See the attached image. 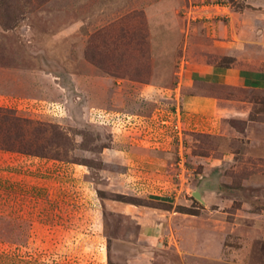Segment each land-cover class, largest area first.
I'll return each mask as SVG.
<instances>
[{
    "label": "rangeland",
    "instance_id": "374dc122",
    "mask_svg": "<svg viewBox=\"0 0 264 264\" xmlns=\"http://www.w3.org/2000/svg\"><path fill=\"white\" fill-rule=\"evenodd\" d=\"M204 3L0 0V264H130L149 244L165 257L153 264H264V91L224 134L189 133L174 113ZM114 138L169 144L167 179L142 166L108 179L125 166L100 155Z\"/></svg>",
    "mask_w": 264,
    "mask_h": 264
},
{
    "label": "crops",
    "instance_id": "0c3cea01",
    "mask_svg": "<svg viewBox=\"0 0 264 264\" xmlns=\"http://www.w3.org/2000/svg\"><path fill=\"white\" fill-rule=\"evenodd\" d=\"M204 1L201 8L213 15L207 14L204 15L206 20L188 23L184 43L186 65L177 83L180 97L175 107L179 108L178 117L189 133L224 134L227 119L244 118L251 111L255 102L249 94L264 91V0H242L239 9L228 0ZM227 89L242 91V94H230ZM134 140L125 141L122 147L114 138L100 152L103 160L114 166L118 163L117 157L124 158V172L109 171L107 178L116 182L120 174L128 176L136 166H142L157 177L167 179L166 173L173 166L170 158L174 152L170 145L164 142L165 145L151 146ZM229 158V154H222L212 161L205 157L202 162L206 166H217V162ZM152 181L154 183L155 179ZM126 182L132 183L126 179L118 181ZM119 209L131 215L137 211L129 205H120ZM138 234L144 238L157 236L151 229L143 228ZM145 247L131 256L130 264L138 258V264H153L154 260L165 258L152 245Z\"/></svg>",
    "mask_w": 264,
    "mask_h": 264
},
{
    "label": "built area",
    "instance_id": "2783aa9c",
    "mask_svg": "<svg viewBox=\"0 0 264 264\" xmlns=\"http://www.w3.org/2000/svg\"><path fill=\"white\" fill-rule=\"evenodd\" d=\"M53 106V103H49V107ZM174 113H179V108L175 107ZM89 114L96 119L99 123L103 124H111V125H119L125 123H131L133 119V115L129 113L123 112H109L101 109H90ZM173 128L177 130V133L181 138V123L179 118L177 117L176 121L173 123Z\"/></svg>",
    "mask_w": 264,
    "mask_h": 264
}]
</instances>
